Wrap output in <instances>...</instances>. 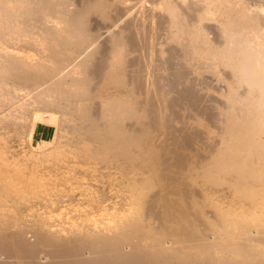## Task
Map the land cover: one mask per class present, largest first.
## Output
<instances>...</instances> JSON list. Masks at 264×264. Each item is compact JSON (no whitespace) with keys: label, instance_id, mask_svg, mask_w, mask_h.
<instances>
[{"label":"bare ground","instance_id":"1","mask_svg":"<svg viewBox=\"0 0 264 264\" xmlns=\"http://www.w3.org/2000/svg\"><path fill=\"white\" fill-rule=\"evenodd\" d=\"M124 1L131 0H0V108L8 101L11 106L12 95L19 91L17 95L24 98L16 96V104L19 98L23 101L19 106L14 105L25 109L34 106L32 121L35 125L38 121L56 124L59 113L63 119L67 114L72 115L73 120V116H77V125L74 128L73 121L71 131L78 139V152L95 159L100 154L109 164L112 161L118 164L120 159L127 163L128 170L123 166L121 171L127 175L124 185L130 204L128 224L139 225L142 240L145 239L153 251L155 249L152 257L156 261L227 264L229 257H253L256 249H260L258 243H264V3L262 0H149L156 4V10H162L161 15L158 16L156 10L145 16L141 12L143 23L134 27L135 21L130 18L125 27L110 34L101 48L99 44L95 49L100 35L94 32L93 25L90 27L94 20L90 21V18L99 15L107 21L111 17L115 23L117 19L115 21L110 12H119L120 3ZM219 16L226 20L218 24V41L209 37L212 27H208V22H216ZM138 20L139 24L141 20ZM146 21L152 24L153 32L147 30ZM151 33L154 34L148 43ZM146 51L148 57L144 56ZM100 54L99 58L97 55ZM154 54L161 63V71L172 72V77L162 91L158 90L157 97L151 98L145 81L148 75L152 76L151 71L156 65ZM184 67L199 76L206 73L220 76L225 68H229L228 89L224 94L227 104L219 113L223 122L221 138L215 139L214 144L215 141L206 143L208 154L200 156L194 150V157L183 154L172 160L166 154L160 156L159 152L171 147L158 149L157 140L152 141L151 136L156 135L159 127L170 125L166 108L171 92L176 91L178 95L170 105H176L185 95L196 100L195 91L181 87L187 76ZM99 78L102 79L100 88L94 89ZM9 93L11 99L7 97ZM141 96L147 99L142 97L146 105L142 106L146 110L149 98L153 99L151 109L142 113L133 110ZM96 102L100 105L98 112L104 123L99 124L101 118L96 122L92 116L93 105H98ZM4 110L3 114L7 115L9 112L5 110L6 114ZM3 114V119H13L14 115L17 118L16 114L9 113L7 117ZM126 121L128 124L133 122L132 128L128 129ZM58 134L59 131L57 137ZM56 136L42 142L51 145L58 140ZM178 137L174 136V139ZM71 145L76 148L73 142ZM135 166L139 169H134ZM114 167L119 169L118 165ZM223 182L229 184L235 200L236 197L248 199L249 202H260L261 206L257 204L248 213L240 209L242 205L238 209L223 206L220 201L223 188H216ZM196 185L203 187L204 199L199 198L201 193L196 190ZM153 188L158 193L148 199L151 194L147 191ZM208 202L214 206L213 219L214 214L208 213L210 218L205 210ZM145 213L147 218L142 217ZM151 217L159 223H153ZM126 227L129 225H123L121 229ZM211 234L213 240H209ZM254 234L261 238L256 239ZM263 255L264 252L259 256Z\"/></svg>","mask_w":264,"mask_h":264},{"label":"rangeland","instance_id":"2","mask_svg":"<svg viewBox=\"0 0 264 264\" xmlns=\"http://www.w3.org/2000/svg\"><path fill=\"white\" fill-rule=\"evenodd\" d=\"M124 2L120 3L121 5L119 4V12L113 10L110 12V14H113L114 18H112L115 21L117 19L115 23H112L114 21L110 19L111 17L108 18L107 21L105 18L102 19L103 17L99 15H92V19L90 18V21L94 19L90 22V27L93 25L92 27L94 28L93 30H95L94 32H96V34L99 33L98 35H100V39L97 41L98 44H95V49L99 46V48H101V44L105 43L113 32L121 30L123 26L125 27V25L131 21V19L135 21L134 27H136V24L139 26L143 23V16L141 12H143V15L145 16L148 12H152V10L154 11L157 9L155 6L156 4H152L149 0H144L142 3L141 1L138 2V0ZM262 2L264 3V0H262ZM150 4H152V6ZM135 6L137 7L135 8ZM143 6L146 8L144 7V9H142ZM127 10L128 12H126ZM161 11L162 10L159 9L155 12L159 16L163 13H161ZM138 19L141 20L139 24ZM109 20H111V22H108ZM225 20V17L219 16L216 22L209 21V24L207 23L208 27H212L209 28V34H211L209 37H214L213 39L217 38L216 40L219 41L220 37L218 35L220 34V29L218 24L224 22ZM105 21L107 24H105ZM147 24V30L153 32L152 24L150 25L149 21ZM152 34L154 33H151L148 36V43L152 40ZM159 41L162 40L160 39ZM148 46L150 47V45ZM97 56L100 58L101 54ZM144 56L148 57V51H146ZM155 56L157 58L156 54H154V58ZM156 58L154 61V65H156L151 71L152 76L148 75L147 80L145 81V86L150 90V96L152 95L151 98L157 97L156 94L168 85L169 80L172 77V75H170L172 72L168 70L161 71V63L158 62ZM184 69L188 73L185 71L184 75L187 74V76L181 87H184V89L188 87L193 93L195 91V94L193 95H197L194 97L196 100H194L192 96L190 98L189 95H185L181 98V100L175 103L176 105H170V102L178 95V92L176 91L171 92L169 95V107L166 108L170 121L168 124L170 125L166 127H159L156 130V135L153 134L151 136L152 141L157 140L156 142L158 147H156L158 149H160V147H171L170 149L168 148L169 150L167 151L165 149V151L160 150L159 152H161L160 156L167 155L169 158L172 157V160H174V157L183 154L188 157H194V150H197L200 156L208 154L206 146L209 147V145L206 143L211 144L215 141L213 142L214 144L217 142L216 140H220L221 138V126H223V122L219 113L224 110V107L227 104L224 94L228 89L227 77L230 75L229 68H227V70L225 68L220 76L206 73L205 76L202 75L203 77L201 75L199 76L194 73H190V70L187 67H184ZM164 71L165 74L163 73ZM223 75L224 77H221ZM162 77L163 79H160ZM101 80V78L96 79L95 82L98 83L96 84V88L94 85V89L100 88L99 82ZM17 83L18 85L23 86L19 82ZM11 89L13 88L11 87ZM9 91L12 92L10 89ZM18 93L19 91L16 94H13L12 92V101L14 102L10 103L11 106L7 104L10 101L7 103L5 102L9 108L3 103L0 108L1 112L4 110L2 109V106H6L5 110L7 111L11 107L13 109L11 108L10 110L18 108L20 113L18 112V109H15L16 112H10V110L8 112L12 115H17V112L19 115L22 114V117L20 115V118H18L19 115L16 116L17 118H14V115L13 119L9 115V119L7 117L9 114L8 112L4 110V113H8L7 115L0 112V146H2L0 147V154H4L3 156L0 155V189L2 188L1 185H4L3 187L5 188L10 187L8 190L2 188L3 191L2 189L0 191V264H166L153 259L154 257H152V253L155 252V249L153 251V248L148 246V242L145 241V239L142 240L144 237L141 236V232H138L139 225L128 224L130 222V213L127 208L130 204H128L129 199L126 194V185H124L126 184L124 183L126 182L124 180H126L125 178L127 175L124 173L122 174L123 171H121L123 166H125V168L127 167L126 169L128 170L127 163H122L123 160L120 159L119 162L121 165H119L120 163L118 161V164H116L115 161H112L115 163L111 162L110 164H112L113 167L112 165L110 167L106 158H102L103 156L101 157L100 154L99 158L96 157L95 159V157H86V155L82 152H78L79 150L76 147V140L78 139L73 134V130L71 131V129H74L77 125V116H73L76 120L75 121L72 119V115L69 116V114H67L69 117L63 115L66 117V120L68 118L67 122L63 119V117H61V113L57 110L56 113H59L57 114L58 121H56L57 123L55 122L57 125L54 123H45L50 129V134L47 137L48 140L54 138V135L56 136V133L59 131L60 135L58 134V137L56 136V140L58 139V142L56 141L57 144L56 142L51 145L50 142L44 144L40 136L34 138L33 132L35 124H33L32 119L35 108L32 105H29L26 109L22 108L21 105L20 108L15 106L21 104L23 101L20 99L23 96L20 97V95H17ZM10 95L11 93H9L7 97L9 96L11 99ZM16 96L20 97V101L18 100L19 103L17 102L18 104H16ZM142 97L143 99L145 98L144 96H141V99L139 98L141 105L138 102L133 106V110L135 109L141 113L143 111H148L149 108L151 109L150 104H152L151 101L153 100L149 98L150 104L149 108L146 107L148 109L146 110L144 109L146 105L144 101H142ZM136 104L138 105L136 106ZM142 104L145 106H142ZM94 105L92 107L93 111H91L92 116H95L94 118L96 122L101 118L98 121L99 124L100 122L104 123V119L101 115H99L100 112H98L101 111L99 110V103L97 105L98 107ZM21 109L22 111L23 109L25 110V112L23 111L25 113L24 116L23 112L20 111ZM2 114L7 118H1L3 117ZM14 119H16V121ZM2 120H5V122H1ZM126 123L128 125V129H130L132 125L131 123L133 122L131 121L128 124L126 121ZM72 124H74V128H72ZM167 127L169 129H167ZM173 129L174 131H172ZM174 136L175 138L178 137V139H174ZM183 136H185L186 140ZM188 138L190 140H188ZM72 142L75 144L76 148L71 145ZM89 142L90 141H88V143ZM177 148H179V151ZM171 149L172 151H170ZM93 156H96V154ZM88 158L91 160H87ZM172 160L171 162H173ZM104 163H106L107 166ZM115 164L118 165L120 170L116 167L118 169L117 171L114 167L116 166ZM108 165L110 170L107 169L109 168ZM134 169L139 168L135 166ZM124 172L127 173V171ZM4 182L6 184H4ZM11 183L13 185H11ZM6 185L8 186L6 187ZM12 187L13 189L11 190ZM195 188L196 190L198 189L199 194L201 193L200 195L202 196L201 189L203 187L201 188L200 185H196ZM216 188H223V197L222 195L221 198L219 197L222 192L216 195L220 198L222 205L225 207L233 206V208L238 209L242 205L240 209L242 208L245 212H247L255 208L257 204H260L261 206L260 202H255V204L253 202H249L250 200L248 199L241 200L236 197L235 200V198H233L235 197V194L233 193V190L229 191L231 188L229 189V184L227 182L217 185ZM147 192L151 194L148 199L152 198L154 193H158L155 188H153V190L148 189ZM22 195H24L23 198ZM201 196L199 198L204 199V196ZM214 197L216 199V196ZM20 198L24 200L21 201ZM212 206L213 204H210L209 202L206 204L205 210L207 211V215L208 213L212 215L215 211L214 206ZM144 216L147 218L148 214H142L143 218H145ZM208 216L211 218L210 215ZM213 218H215V214L211 219ZM154 220L156 221L157 219L152 218L151 221L155 224L159 223L154 222ZM127 224L129 227L121 229V226H128ZM256 235V239H258V236L259 239L261 238L260 235ZM208 237L210 238L209 240L214 239L212 234ZM258 245L261 250L256 249L259 251H255V255H253L255 258L254 260L253 257L250 256H239L240 259H238V256H235L229 257L230 261L227 264H264V255L259 256L264 252V243L260 244L259 242ZM260 251L263 252L261 253ZM226 255L228 256V254Z\"/></svg>","mask_w":264,"mask_h":264},{"label":"crops","instance_id":"3","mask_svg":"<svg viewBox=\"0 0 264 264\" xmlns=\"http://www.w3.org/2000/svg\"><path fill=\"white\" fill-rule=\"evenodd\" d=\"M50 134V129L47 124L38 121L35 125L33 137L36 138L37 136L41 137V140L48 139L47 137Z\"/></svg>","mask_w":264,"mask_h":264}]
</instances>
